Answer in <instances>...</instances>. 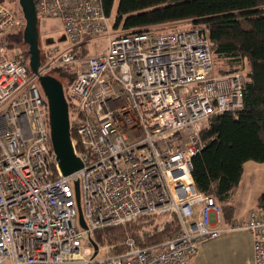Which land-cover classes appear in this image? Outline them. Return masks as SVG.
Masks as SVG:
<instances>
[{"label": "built area", "instance_id": "built-area-1", "mask_svg": "<svg viewBox=\"0 0 264 264\" xmlns=\"http://www.w3.org/2000/svg\"><path fill=\"white\" fill-rule=\"evenodd\" d=\"M34 3L38 18L62 25L67 45L45 51L39 72L73 71L64 95L82 167L61 173L37 76L0 45V264H189L225 231L221 207L195 185L192 158L209 117L243 107L245 72L214 74L202 27L122 32L101 0ZM19 24L0 0V35ZM99 42L104 49L81 55ZM157 216L175 218L172 235L126 238L121 253L102 258L97 245L94 255L95 231ZM236 226L251 233L252 264H264V211Z\"/></svg>", "mask_w": 264, "mask_h": 264}, {"label": "trees", "instance_id": "trees-1", "mask_svg": "<svg viewBox=\"0 0 264 264\" xmlns=\"http://www.w3.org/2000/svg\"><path fill=\"white\" fill-rule=\"evenodd\" d=\"M101 1L107 16L113 17L112 25L122 32L143 31L184 21L190 22L191 27H202L209 38L214 74L245 72L243 107L211 115L199 134L201 150L192 158V177L197 189L219 204L223 222L230 224L234 213L233 196L243 164L246 161L264 163V0ZM6 2L10 7L12 2L19 12L20 24L2 33L0 43H5L8 49H22L21 58L31 76L28 46L23 40L25 22L21 8L18 0ZM39 58L42 63L44 52ZM51 75L61 82L66 94L72 75L62 69L54 70ZM68 107L72 116L74 107L71 103ZM70 131L75 139L72 128ZM256 208L264 211V191L258 197ZM139 219L125 227L110 226L95 231L96 243L114 245L109 255L121 253L123 244L116 247V243L122 242L126 230L138 231ZM170 230L166 226L160 232L146 236L148 243L142 244L162 241L172 235Z\"/></svg>", "mask_w": 264, "mask_h": 264}, {"label": "water", "instance_id": "water-1", "mask_svg": "<svg viewBox=\"0 0 264 264\" xmlns=\"http://www.w3.org/2000/svg\"><path fill=\"white\" fill-rule=\"evenodd\" d=\"M18 4L21 8L25 22L23 29V40L28 46V64L32 73L37 76L38 82L47 100L51 149L56 156L57 165L61 173L63 175H68L82 167V161L78 156L75 155L72 146L69 121V105L65 98L61 82L52 75L41 74L39 72L40 48L38 46V17L35 11L34 0H18ZM60 40L63 41L64 36H61ZM74 190L78 207L79 223L83 228H85L86 224L79 205L78 181L74 182ZM91 243L95 250L94 255H96L97 244L93 240H91Z\"/></svg>", "mask_w": 264, "mask_h": 264}, {"label": "crops", "instance_id": "crops-1", "mask_svg": "<svg viewBox=\"0 0 264 264\" xmlns=\"http://www.w3.org/2000/svg\"><path fill=\"white\" fill-rule=\"evenodd\" d=\"M264 191V163L246 161L233 196L234 213L230 224L217 238L203 242L189 264H252L253 242L251 233L236 226L257 206Z\"/></svg>", "mask_w": 264, "mask_h": 264}, {"label": "rangeland", "instance_id": "rangeland-1", "mask_svg": "<svg viewBox=\"0 0 264 264\" xmlns=\"http://www.w3.org/2000/svg\"><path fill=\"white\" fill-rule=\"evenodd\" d=\"M10 5H11V8L15 10V8L12 5V2H10ZM15 13L19 15V12H17L16 10H15ZM110 22L113 23V17L110 18ZM189 27H191V23L184 21V22H176V23L159 25L154 28L162 32H169V31H174V30H179V29H187ZM38 35H39L38 45L40 48V53H43L45 51L52 52V49L54 46H60V48H64L67 45L66 41L60 40L61 36L63 35V30H62V25L60 21L56 18H53V17L39 18L38 19ZM102 43L103 42H99V43L88 46L81 53V55L85 56L87 54H94L104 49L105 44L104 43L102 44ZM0 45L6 46V44L3 42L0 43ZM8 52L10 54L14 53V54H19L20 56H22L21 55L22 49L17 48V47L8 49ZM69 73L72 75L71 77H73L74 75L73 71L71 70ZM38 88H39L43 101L47 103L46 97L43 94L42 88L39 83H38ZM182 133H184V131H182ZM137 223L138 225H140V228L138 229V231L133 232L132 230H126V233H125V236L122 242L116 243V247L122 246L126 238H133L139 244L148 243L146 236H152L154 232H160L166 226H169L171 228L170 232L173 234L177 228L176 220L172 216L143 217V218H140L137 221ZM92 239L95 241V234H93ZM113 246L98 245L99 252L97 253V257L102 258L103 256L110 254L111 249L114 248Z\"/></svg>", "mask_w": 264, "mask_h": 264}]
</instances>
